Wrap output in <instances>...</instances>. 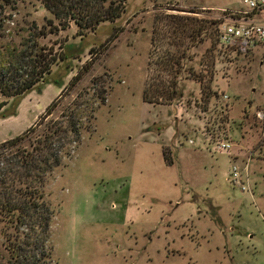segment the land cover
I'll return each mask as SVG.
<instances>
[{
	"label": "rangeland",
	"instance_id": "obj_1",
	"mask_svg": "<svg viewBox=\"0 0 264 264\" xmlns=\"http://www.w3.org/2000/svg\"><path fill=\"white\" fill-rule=\"evenodd\" d=\"M13 1L3 43L26 39L30 45L33 23L46 32L48 20L58 27L38 0ZM123 3L114 23L91 31L69 20L36 38L46 59L56 54L52 76L15 108L9 99L0 109L1 143L34 124L55 98L59 103L44 122L65 109L95 107L88 132L44 187L54 210L44 244L51 253L47 264H216L214 246L224 239L233 251L242 250L234 255L239 264H264V121L253 117L255 109L264 111V53L217 64L210 91L218 96L203 111L200 87L185 69H198L210 43L186 41L181 98L171 104L142 99L156 76L157 49L168 41L163 17L217 20L219 9L240 8L241 0ZM63 52L65 63L57 56ZM12 109L14 115L1 118ZM219 140L232 148L217 150ZM232 164L246 170L248 190L229 182ZM2 232L10 229L0 222V264H7Z\"/></svg>",
	"mask_w": 264,
	"mask_h": 264
},
{
	"label": "trees",
	"instance_id": "obj_2",
	"mask_svg": "<svg viewBox=\"0 0 264 264\" xmlns=\"http://www.w3.org/2000/svg\"><path fill=\"white\" fill-rule=\"evenodd\" d=\"M38 1L57 21L58 27L48 20L49 30L46 32L33 23L27 29L31 44L28 45V41V44L24 43L26 39H23V43L15 45L2 41L8 36L5 34L6 24L11 22L6 9L15 10V2L0 0V109L9 99L15 108L21 97L37 89L52 76L50 68L56 61V54L50 53L51 57L46 59V55L41 53L42 49L37 46L36 38L44 37L52 30L65 28L69 20L77 27L91 31L100 23H114L120 17L124 4L123 0ZM163 18L164 22L167 21L168 34L166 32L162 36H166L168 41L159 48L160 51L157 49L156 59L152 62L156 76L151 83L146 84L142 99L149 104H171L178 101L182 96L178 89L180 74L188 58L185 42L209 39L210 45L203 54L204 61L197 63L198 69L192 66L185 69L187 78L198 83L201 106L206 111L210 97L218 96L210 91L216 65L224 63L225 59L237 64L249 54H230L222 51L219 46L217 48V26L220 19L172 15ZM79 36L82 37L80 33ZM57 56L63 63L68 59L65 52ZM59 82L53 80L58 86ZM72 84V80L68 82V86ZM96 97L94 94V101ZM58 103V99L52 100L34 124L19 135L0 143V222L7 224L10 229V234L2 232L9 244L6 247L7 264H47L50 258V249H45L44 244L48 241L54 210L45 198L44 187L52 171L68 159L72 149L80 143L83 133L88 132V122L93 119L95 109L92 104H86L83 110L77 108L68 112L65 109L58 118H49L44 122ZM14 113V109L3 112L1 118ZM216 117L222 122L220 113ZM215 130L218 132V125Z\"/></svg>",
	"mask_w": 264,
	"mask_h": 264
},
{
	"label": "built area",
	"instance_id": "obj_3",
	"mask_svg": "<svg viewBox=\"0 0 264 264\" xmlns=\"http://www.w3.org/2000/svg\"><path fill=\"white\" fill-rule=\"evenodd\" d=\"M217 41L219 48L228 53L247 55L256 51L264 53V0H241V7L219 9ZM221 100H228L227 95H221ZM247 113V112H246ZM253 117L257 121H264V111L255 110ZM228 140L216 141V149L228 151L232 148ZM246 170L232 164L228 174L231 184L241 190H248Z\"/></svg>",
	"mask_w": 264,
	"mask_h": 264
},
{
	"label": "crops",
	"instance_id": "obj_4",
	"mask_svg": "<svg viewBox=\"0 0 264 264\" xmlns=\"http://www.w3.org/2000/svg\"><path fill=\"white\" fill-rule=\"evenodd\" d=\"M228 243L230 242L224 239L219 246H214L218 253L216 264H239V262L234 260V255L236 254L237 257H239L242 250L233 251L229 248ZM219 248L220 250H218ZM193 263H195V260ZM242 264H244V262H242Z\"/></svg>",
	"mask_w": 264,
	"mask_h": 264
}]
</instances>
